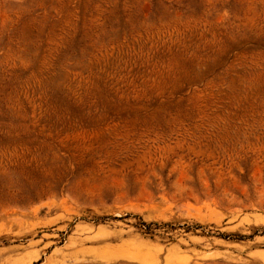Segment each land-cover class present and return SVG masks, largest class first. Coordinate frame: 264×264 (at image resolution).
I'll return each mask as SVG.
<instances>
[{"label": "rangeland", "instance_id": "obj_1", "mask_svg": "<svg viewBox=\"0 0 264 264\" xmlns=\"http://www.w3.org/2000/svg\"><path fill=\"white\" fill-rule=\"evenodd\" d=\"M0 264H264V0H0Z\"/></svg>", "mask_w": 264, "mask_h": 264}]
</instances>
